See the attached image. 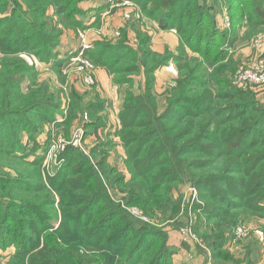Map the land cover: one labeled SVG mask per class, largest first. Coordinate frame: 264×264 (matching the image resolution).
<instances>
[{
  "label": "trees",
  "instance_id": "trees-1",
  "mask_svg": "<svg viewBox=\"0 0 264 264\" xmlns=\"http://www.w3.org/2000/svg\"><path fill=\"white\" fill-rule=\"evenodd\" d=\"M79 1L0 0V249L16 246L9 264H174L176 249L164 225H176L181 190L189 184L201 201L202 219L193 225L211 251L198 245L204 264H242L229 249L234 229L252 224L264 230V105L254 86L236 82V71L251 62L238 67L231 51L264 33V0L222 4L231 22L224 30L216 12L220 0H132L161 29L177 30L179 52H154L142 32L136 48L123 37L94 52L117 83L130 85L121 124L88 154L68 146L61 169L45 178L50 138L39 141V134L50 125L68 128L84 112L87 127L97 132L103 119V102L87 105L72 92L58 120L62 90L43 82L26 56L54 59L64 80L56 56L59 25L81 26L74 19ZM170 60L178 77L161 100L154 73ZM142 66L145 85L135 89ZM108 186L154 223L132 216ZM251 257H244L247 264Z\"/></svg>",
  "mask_w": 264,
  "mask_h": 264
},
{
  "label": "crops",
  "instance_id": "crops-1",
  "mask_svg": "<svg viewBox=\"0 0 264 264\" xmlns=\"http://www.w3.org/2000/svg\"><path fill=\"white\" fill-rule=\"evenodd\" d=\"M78 7L81 13H76L74 19L81 26L66 27L62 24L59 25L63 29V35L59 47L56 50V56L58 58L57 61H62L61 73L64 76V80L62 84L58 78L52 81L60 82L63 87L66 85L70 86L71 93L74 92L79 95L82 102L87 105H96L100 102L104 103L103 110L98 112V116H102L103 119L100 121V127L97 132H93L87 127V124L91 122L90 118L88 120L84 119V115L87 112L80 113L79 117L75 120V123L81 121L85 126L86 133L84 140H86L90 148L95 146L101 139L107 138L109 131H113L120 126V111L123 106L125 91L130 88L129 83H117L114 74L93 53L103 47L107 50L109 44H116L123 37L126 38L129 45L136 48L139 44L138 33L142 32L151 37L150 42L154 52L162 54L168 51L177 55L180 49L181 39L176 29H161L158 21L143 11L132 0H81L79 1ZM228 18L230 19L228 12L219 16L218 22L221 29L224 30L231 27V22L228 23ZM79 31L86 33L91 43V49L87 52V57L97 65V79L95 85L92 87L85 85L81 74L77 71V66L70 61L71 55L82 44ZM242 33L241 31L240 35H243ZM186 50L189 52L188 48ZM231 53H233L238 67L263 56L264 33L254 36L249 40L239 41ZM26 56L31 64H49V70H53L57 75L53 67L55 63L54 59L45 62L35 55L28 54ZM37 69L39 70L40 67L37 66ZM144 72L145 68L142 66L140 74L135 77V89L139 87L144 88ZM40 75L43 76V74ZM154 77V92L161 100H164L168 92L175 86V80L178 77L176 63L170 60L166 64L161 65L156 69ZM251 89L256 99L264 105V85L254 86ZM63 93L64 90L60 92L61 99H63ZM42 139L45 140V137ZM252 240H257L258 242L256 236L254 238L234 239L230 242L229 249L237 258L243 261L242 264H247V259L244 257L249 253H252V257L255 259L252 264H264V243H257V246L259 244L262 249L260 247V252H256V245L250 247ZM15 252V245H11L6 249H0V263L9 264ZM175 260V264H178ZM204 262L202 258L201 261L196 260L190 264H204Z\"/></svg>",
  "mask_w": 264,
  "mask_h": 264
},
{
  "label": "built area",
  "instance_id": "built-area-1",
  "mask_svg": "<svg viewBox=\"0 0 264 264\" xmlns=\"http://www.w3.org/2000/svg\"><path fill=\"white\" fill-rule=\"evenodd\" d=\"M228 23L230 19L228 18ZM79 35L82 40L81 47L76 50L74 54L71 55L70 61L77 66V71L81 74V77L86 86H94L96 83V69L97 65L87 57V52L91 49V43L89 42L87 35L84 31H79ZM235 80L240 85H251V86H261L264 85V55L258 57L252 61L248 66L238 69L235 73ZM88 113H85L84 119L88 120ZM86 133V128L83 125L77 128L71 135L70 138H66L64 135H59L57 137H52L49 140V145L45 152V159L43 162V172L45 178L54 177L58 171L61 169L68 146H74L82 149L85 153H89V149L86 150L84 147V136ZM192 191L191 204L197 198V190L195 186H190ZM188 188V189H189ZM109 190V186H108ZM117 202H120L122 206L128 209L132 215L143 220L150 221L149 217L138 205H127L125 200L121 196L113 197ZM189 199V198H188ZM189 204V202H188ZM194 223L189 221L185 226L180 228V232L186 241L194 242L202 246L209 255L211 251L209 247L204 243L203 239L199 233L194 228ZM251 234L256 235V237L264 242V231L261 228H254L248 224L238 225L234 229V235L236 239H242L249 237ZM1 264V263H0ZM213 264V263H211Z\"/></svg>",
  "mask_w": 264,
  "mask_h": 264
},
{
  "label": "rangeland",
  "instance_id": "rangeland-1",
  "mask_svg": "<svg viewBox=\"0 0 264 264\" xmlns=\"http://www.w3.org/2000/svg\"><path fill=\"white\" fill-rule=\"evenodd\" d=\"M210 1L211 0H209V2ZM237 1L236 0H220L218 2V4H217V7H216V12H217V9L219 10L217 12L218 18H219V16L221 14L227 13L226 9H222L221 8L222 4L227 6V4H232L233 2L236 3ZM230 2H232V3H230ZM211 3H212V1L210 2V4ZM222 11H223V13H222ZM188 51H189V53L191 52V50L189 48H188ZM197 57H200V55H197ZM35 66L36 67L37 66L40 67L39 72H40V74H43V76H41V79L43 80V82H45L46 80H49L51 82L50 84H53L55 82V83H57L56 84V88L57 89L61 88V90H64V93L62 95L63 99H61V108L63 109V113L61 112V114H59L57 116L58 120H62L64 118V116L66 115V112H67V110L69 108V103L71 101V89H70V86L66 85L65 87H63V86H61L62 81H61V84H60V82L52 81V80L57 79V78L59 80V76H57L53 70H49V64L41 63L40 65L36 64ZM41 69L44 70V72H42ZM55 93L53 92V94H55ZM82 126H83V124H82L81 121L77 122V123L74 122L68 128H65V127L56 128V127L50 125V126L47 127V131L45 130L44 133H42L41 135L39 134L38 138H40L39 141L40 140L43 141L44 139H42V138L43 137H47V136H49V138H52V137H57L59 135H64L66 138H70L72 133L77 128H80ZM10 128L11 127H7V129H6L5 133H4L3 137L5 139L7 138L6 137L7 130H9ZM9 142H11V139H7V143H9ZM27 142H28V140H27ZM83 142H84L85 149L88 150L89 149V147H88L89 144L86 142V140H83ZM41 153L42 152L39 151V154H41ZM108 162H109V159H108ZM110 162L113 163V161H110ZM190 186L191 185L189 184V185H186V186L182 187L181 194L183 196V198H182L183 207L181 208V210L179 211L178 215L175 218L174 223H176V225L173 224V225H171V227L169 225H164V228L169 230V237H170L169 243L174 249H176V253L174 254L173 260H172L174 264H175V262H174L175 259H176L175 261L178 264L179 263L180 264H187V263L190 264V263H192V262H194L196 260L201 261L202 258H203V262L205 261V255L199 249L198 244H196L194 242H190V241L184 240V238H183V236H182V234L180 232V228L185 226L189 221H192L194 223V225H195L196 222H200V220L202 219V212L199 210V205H201V201L198 199V196H197V198L194 200L193 204H191L192 191L189 188ZM109 192L112 195V197L116 198V197L120 196L118 191L115 188H111L110 187L109 188ZM197 192H199V190H197ZM197 195H198V193H197ZM188 202H189V204H188ZM186 206H188V207H186ZM127 211L131 214V212L128 209H127ZM146 215L150 219V221H147V222L154 223V220H151V217L147 213H146ZM132 216H134V215H132ZM200 217H201V219H199ZM135 218H137V217H135ZM137 219H139V218H137ZM139 220H141V219H139ZM248 225H250V224H248ZM252 227L261 228V227L254 226V225H252ZM177 234H178V236H177ZM258 242H261V241L258 239ZM261 243H264V242H261ZM260 247L261 246H259V244H258V247L256 248V252H260V249H262V247L261 248ZM257 258H258V256H257ZM209 264H211V262Z\"/></svg>",
  "mask_w": 264,
  "mask_h": 264
}]
</instances>
